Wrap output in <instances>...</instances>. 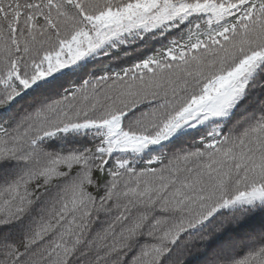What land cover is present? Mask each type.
I'll list each match as a JSON object with an SVG mask.
<instances>
[{"label": "snow or ice", "instance_id": "1", "mask_svg": "<svg viewBox=\"0 0 264 264\" xmlns=\"http://www.w3.org/2000/svg\"><path fill=\"white\" fill-rule=\"evenodd\" d=\"M0 264H264V0H0Z\"/></svg>", "mask_w": 264, "mask_h": 264}]
</instances>
